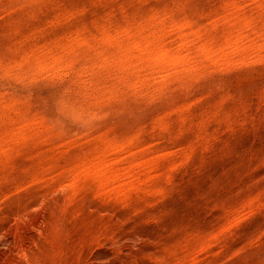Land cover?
I'll use <instances>...</instances> for the list:
<instances>
[{
  "label": "rangeland",
  "instance_id": "1",
  "mask_svg": "<svg viewBox=\"0 0 264 264\" xmlns=\"http://www.w3.org/2000/svg\"><path fill=\"white\" fill-rule=\"evenodd\" d=\"M0 264H264V0H0Z\"/></svg>",
  "mask_w": 264,
  "mask_h": 264
}]
</instances>
